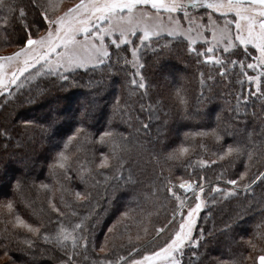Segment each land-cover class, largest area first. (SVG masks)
Returning a JSON list of instances; mask_svg holds the SVG:
<instances>
[{
    "label": "trees",
    "instance_id": "16d2710c",
    "mask_svg": "<svg viewBox=\"0 0 264 264\" xmlns=\"http://www.w3.org/2000/svg\"><path fill=\"white\" fill-rule=\"evenodd\" d=\"M5 2L9 3L11 0ZM15 4L17 8L24 6L31 19L30 0H15ZM5 17H8L7 24L4 23ZM3 33H6L5 37H2ZM22 34L18 13L0 10V54H5L9 46L14 47L10 54L15 51L18 37ZM143 62L144 68L141 71L149 84L147 96L143 94L144 90L129 86L128 73L132 69L118 68L116 75L105 69L102 74L81 72L75 76V82L69 84H62L55 77L38 78L10 99L5 107L0 108V127H7L11 133L10 139L0 137V199L5 198L4 194L11 197L13 187L19 180L22 188L21 195L16 197L17 209L24 218L36 224L41 221L47 224L49 215L55 219V214L47 211V199L50 195H54L58 205L62 195L66 199H73L61 190V185L82 192L86 189V185L76 178L75 171L70 173L73 179L68 181L62 174L52 175L49 168L56 152L62 149L63 141L75 131L81 121L96 135L109 128L124 133L126 139L122 141L119 153L126 161L123 168L124 179H111L105 183V175L101 173L115 176V169H97L93 163V171L86 177L91 201L81 202L78 208L84 213L92 210L93 205H98L89 222L90 232L94 235L96 252L101 257L107 255L111 259H115L117 255L127 256L133 245L138 249L148 247L149 252L161 246L160 239L163 236H157L156 229L166 223L175 203L166 191L165 178L170 177L178 189L181 179H197L201 174L212 178L209 181L211 183L222 170L225 179L236 178L246 170L247 165L248 176L244 182H249L260 171H264V99L249 97L247 104L241 102L238 111L235 107L237 92L242 91L244 95H248L247 82L241 86L236 83L234 75L221 77L209 65L197 64L196 57L189 54L184 42H173L169 49L158 54L148 51L143 56ZM174 69L180 75L177 78L172 77ZM201 72L205 75L203 86L200 82ZM209 74L214 77L213 80L207 79ZM176 88L183 90L187 98L186 105L176 100ZM13 92H16L15 86ZM6 95L0 96V104L4 103ZM117 96L120 97L121 106L126 104L127 108L114 110ZM79 97L84 99L79 100ZM141 104L145 106L143 110ZM149 104L153 105L151 109ZM220 105L223 108L215 112L220 118L219 125H207V122L202 121V110L210 111ZM69 107H72L71 113L68 112ZM44 108L46 112L38 113V110ZM51 108L61 118L49 128L46 122ZM24 120L34 121L35 124L25 126ZM143 124L149 127L144 129ZM210 128H217L222 136L225 135L228 143L237 140L250 148L255 145L257 155L251 162L246 156L239 159L230 157L205 168L195 167L194 170L189 165H193L199 157L208 159L212 154L211 149L217 151L219 147L208 137L203 141L207 145V152L198 147L201 138H196L194 143L197 147L192 155L181 160L166 158L167 153L181 143H193V140L185 139L186 133ZM55 137L58 140L52 141ZM75 147L74 144L73 168L77 167V159H91L93 150L96 151V163L100 159L99 152H109L107 145L96 143L84 145V150L78 153ZM18 164H22L26 171L18 170ZM129 174L132 182L126 183ZM41 183L52 185V192L41 189ZM253 189L254 193H244L241 190L239 196L229 199L216 195L217 203H209L201 211L195 234L203 228L205 235L200 247L196 249L198 259L192 258L191 252L186 250V264L189 259L191 264H219V261L230 260L232 254L240 252L252 257L251 260H244L243 256H239L242 264H254L256 256L260 254L259 248L264 247V241H256V251L241 242V237L247 240L252 236L255 225L260 221L261 209L264 208V183L258 181ZM179 191L183 195V190ZM208 191L209 188L206 194ZM22 197L34 201L33 206L37 210L41 207L45 209L39 218L33 216L31 209L21 202ZM241 209L246 211L241 213L243 218L236 221V215ZM125 212L128 213L127 217L122 216ZM225 224H231V230H225ZM2 227L3 224L0 223V228ZM109 227H113L112 232H108ZM53 228L54 225H47L49 231ZM129 235L132 237V244L128 242ZM137 235L141 237L139 241L135 239ZM106 238L107 251L100 253L99 248L105 244ZM1 255L7 257V262L15 260L17 264H58L61 257V253L52 245L37 240L35 246L29 248L17 243L14 237L0 242Z\"/></svg>",
    "mask_w": 264,
    "mask_h": 264
},
{
    "label": "snow or ice",
    "instance_id": "6c2138e0",
    "mask_svg": "<svg viewBox=\"0 0 264 264\" xmlns=\"http://www.w3.org/2000/svg\"><path fill=\"white\" fill-rule=\"evenodd\" d=\"M32 8L31 19L24 6L16 7L15 0L6 3L0 0V10L8 13H18L22 23L23 34L18 37L16 50L8 55H0V96H5L0 108L5 107L10 99L22 91L27 85L41 77H55L62 84L74 83L75 76L83 73L101 74L105 69L116 75L117 69L126 70L128 66L134 70L129 72L128 84L133 89L144 90L148 95L149 84L141 71L144 68L143 56L150 51L158 54L169 49L173 42H184L190 55L196 57L197 64L209 65L221 77L234 75L236 83L249 85L248 95L243 92L236 94V110L241 102L247 104L249 97L264 99V0H78L67 9H63V0H30ZM8 23V17L4 18ZM129 54L131 59H129ZM202 58V59H201ZM249 70L254 74H249ZM201 85H204L205 75L200 73ZM207 79L213 80L209 74ZM255 86V91L251 86ZM15 86L16 92H13ZM180 104H187V98L181 88L174 92ZM31 102V100H29ZM121 106L120 97L115 98L114 110ZM141 110L144 105L141 104ZM149 109L153 105H148ZM60 114L54 108L50 109L47 127H52ZM131 119V116H129ZM25 126L35 124L34 121L24 120ZM144 129L149 126L142 125ZM44 127V125H41ZM0 137L10 139L11 133L7 127H0ZM211 137L218 145L212 155L215 160L197 158L192 166L205 168L226 158L239 159L246 156L251 162L257 155L255 145L249 147L237 140L224 143V137L217 128L186 133L185 139L193 140L192 144L181 143L167 153L169 160H181L192 155L197 145L196 138H201L198 147L207 152L205 138ZM126 139L124 133L109 128L96 135L90 132L81 121L75 131L63 141V147L56 152L54 162L49 165L52 175L62 174L71 181L72 171L76 178L86 185L85 191L72 188L61 190L67 192L73 199L60 197V204L55 202L54 195L47 199V211L55 214V219L49 215L47 224L30 222L17 209V195H21V182L16 181L12 196L0 199V242L15 238L17 243L29 248L40 240L52 245L61 253L58 264H186V250L191 252L192 258L198 259L196 249L204 238L203 228L197 232L200 213L209 203H217L216 195L229 199L244 193H254L253 185L264 183V171H260L249 182H244L248 176V168L236 178H224L222 170L216 180H224L226 185L211 184L207 178L200 175L197 179H181L177 185L168 177L164 184L166 191L174 199L166 223L156 229V235L167 232L168 235L162 246L153 251L139 254L137 246L133 245L127 256L117 255L115 259L107 255L101 257L96 252L94 235L90 232V221L95 214L93 209L81 213L78 208L81 202L91 201V192L87 191V179L93 171L91 165L95 163L97 169H115V176L105 175V183L111 179H124L123 168L126 161L120 156L122 141ZM251 143V133H249ZM107 145L109 152H99V162L96 163V151H92V158L75 161L73 168L72 146L81 152L86 144ZM5 147L7 145H4ZM59 170V171H57ZM126 183L132 182L129 174ZM59 183V180H57ZM99 183V181H97ZM209 191L206 194V187ZM40 188L52 192V185L41 183ZM179 190H183L181 195ZM191 192V199L187 193ZM21 202L31 209L33 216L39 218L45 211L43 207L37 210L34 201L21 198ZM241 209L236 215V221L243 218ZM260 221L255 225V231L247 240L241 237L252 251H256L257 240L264 241V208L261 209ZM127 217L128 213H122ZM207 219V217H205ZM47 225H54L49 231ZM231 224H225V230H231ZM109 227L108 232H112ZM147 233V229L144 230ZM141 239L139 235L135 238ZM129 244L132 237L128 236ZM105 244L99 248L100 253L107 251ZM5 247L7 245L5 244ZM254 264H264V247L259 248ZM7 255V251H5ZM251 260V255L244 256L243 252L232 254L230 260H221L219 264H242L238 258ZM191 264V259L187 262Z\"/></svg>",
    "mask_w": 264,
    "mask_h": 264
},
{
    "label": "rangeland",
    "instance_id": "374dc122",
    "mask_svg": "<svg viewBox=\"0 0 264 264\" xmlns=\"http://www.w3.org/2000/svg\"><path fill=\"white\" fill-rule=\"evenodd\" d=\"M78 2V0H63V9H67L68 7H71L73 4H75V3H77ZM6 36V33H3L2 34V37H5ZM14 47L13 46H9V47H7V49L5 50V54H0V55H8L7 54V51H8V53L10 54V52H11V50L13 49ZM131 59V58H130ZM129 68L130 69H132L131 68V66H128V70H129ZM132 71H134L133 69H132ZM176 71V69H174V70H172V77H174V78H177V77H179L180 75L178 74V73H176L175 72ZM249 74H254V73H252V71L251 70H249ZM251 90L252 91H255V86L254 85H252L251 86ZM246 91L248 92L249 91V87L246 89ZM85 96V95H84ZM89 96H87V98H88ZM79 100L81 99V100H83L84 99V97H79L78 98ZM85 101V100H84ZM46 108V107H45ZM41 109V110H38V113L41 111H44V112H46V109ZM223 108V106H215V108L213 109V110H210V111H204V110H202L201 112H200V115L202 116V121L203 122H207V125H219L220 124V122H219V120H220V118L217 116V114L215 115V112H219L221 109ZM71 109H72V107H69V113H71ZM81 112V111H80ZM206 115H209V116H206ZM204 116H206V117H204ZM77 117H79L80 118V116H77ZM70 118V117H69ZM223 137H224V143L226 144V143H228L227 141H226V137H225V135H223ZM58 140V137H55V138H53V140L52 141H57ZM215 149H211V153H213V152H215L214 151ZM216 159V157L214 156V155H210L209 157H208V160H215ZM17 169L18 170H21V172H24V171H26L25 169H24V167H23V165L22 164H18L17 166ZM201 175H203L204 176V174H201ZM235 177H237V176H235ZM6 178H9L10 179V176L9 175H6ZM207 180L208 181H211L212 180V178H210V177H207ZM215 183H219L220 185H221V187H231L230 185H226L225 184V182H224V180H220V181H217L216 179L215 180H213V182H211V184H215ZM205 187H206V190H207V188H208V185L206 184L205 185ZM184 194V193H183ZM187 195H188V197L191 199V197H192V193L191 192H189V193H187ZM168 235V233L167 232H165V233H163L162 234V236H163V238L162 239H160V245L162 246L163 245V243H164V241H165V238H166V236ZM147 248L148 247H143V248H139V254H144L145 252H149L148 250H147ZM11 259V258H10ZM0 264H17V262L15 261V260H13V261H9L8 260V262H7V257L5 256V255H1L0 256Z\"/></svg>",
    "mask_w": 264,
    "mask_h": 264
}]
</instances>
